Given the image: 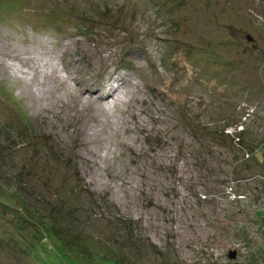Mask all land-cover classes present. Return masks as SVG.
I'll use <instances>...</instances> for the list:
<instances>
[{"label":"rangeland","instance_id":"1","mask_svg":"<svg viewBox=\"0 0 264 264\" xmlns=\"http://www.w3.org/2000/svg\"><path fill=\"white\" fill-rule=\"evenodd\" d=\"M263 217L264 0H0V264H264Z\"/></svg>","mask_w":264,"mask_h":264},{"label":"bare ground","instance_id":"2","mask_svg":"<svg viewBox=\"0 0 264 264\" xmlns=\"http://www.w3.org/2000/svg\"><path fill=\"white\" fill-rule=\"evenodd\" d=\"M31 59H32V58H31ZM27 60H29V59H27ZM33 63H34V62H33ZM43 64H45V63H43ZM43 64H42V65H43ZM80 64H81V63H78L77 66H80ZM39 67L41 68V65L38 64V65H37V69H38ZM54 73H55V72H54ZM54 73L49 74V75H48V74H44V79H49V78L53 77ZM41 76H42V75H41ZM57 77H58V75H57ZM69 77H70V76H69ZM72 79H73V78H72ZM125 81H127V80L125 79ZM45 82H46V81H45ZM45 82H44V83H45ZM76 83L80 84L78 81H76ZM42 86H43V85H42ZM43 89H44V88H43ZM47 90H48V89H47ZM47 90H46V91H47ZM81 91H82L81 94H83V95L86 93V90H85V89H84V90H81ZM116 91H117V90H116ZM116 91H115V92H116ZM43 92H44V91H43ZM115 92H114V93H115ZM114 93H113V94H114ZM113 94H112V95H113ZM104 95H105V94L102 92V93L98 96V97H99V98H98V101H101L102 99H105V98H103ZM76 101H77V100H76Z\"/></svg>","mask_w":264,"mask_h":264},{"label":"water","instance_id":"3","mask_svg":"<svg viewBox=\"0 0 264 264\" xmlns=\"http://www.w3.org/2000/svg\"><path fill=\"white\" fill-rule=\"evenodd\" d=\"M264 218V217H263ZM230 258H234L235 257V252H231L229 255Z\"/></svg>","mask_w":264,"mask_h":264},{"label":"flooded vegetation","instance_id":"4","mask_svg":"<svg viewBox=\"0 0 264 264\" xmlns=\"http://www.w3.org/2000/svg\"><path fill=\"white\" fill-rule=\"evenodd\" d=\"M249 38V37H248ZM253 39V38H252Z\"/></svg>","mask_w":264,"mask_h":264}]
</instances>
